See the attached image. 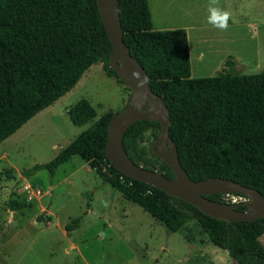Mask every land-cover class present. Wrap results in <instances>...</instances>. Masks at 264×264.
<instances>
[{
  "label": "trees",
  "instance_id": "obj_1",
  "mask_svg": "<svg viewBox=\"0 0 264 264\" xmlns=\"http://www.w3.org/2000/svg\"><path fill=\"white\" fill-rule=\"evenodd\" d=\"M119 4L124 42L147 72L153 92L168 107L170 138L188 176L196 182L230 180L264 196V71L240 75L230 58L218 75L192 78L186 30H155L148 0H119ZM112 50L97 0H0V144L69 93L93 65L102 64L106 76L123 84L110 68ZM113 115L101 117L51 162L23 175L31 177L40 170L54 175L60 166L80 157L168 231L178 232L197 222L236 264H264V218L216 220L123 175L112 164L109 174L103 172L104 161L109 164L105 149ZM68 116L81 127L94 120L97 112L81 99L68 110ZM160 131L158 122H136L124 136V147L136 165L173 179L171 168L144 146L147 133L156 139ZM6 173L12 177L15 171ZM223 196L207 198L225 203ZM80 221L81 217L73 219L65 230L77 229Z\"/></svg>",
  "mask_w": 264,
  "mask_h": 264
},
{
  "label": "rangeland",
  "instance_id": "obj_2",
  "mask_svg": "<svg viewBox=\"0 0 264 264\" xmlns=\"http://www.w3.org/2000/svg\"><path fill=\"white\" fill-rule=\"evenodd\" d=\"M232 1L241 5L242 14L248 7L253 22H264V0ZM148 3L157 31L186 30L200 20L208 21L209 0ZM225 4L228 0H219L224 10ZM237 12L230 13L234 22H238ZM258 30L263 45L264 26ZM191 68L195 79L215 75L197 66L194 52ZM131 94L124 84L106 76L102 64L93 65L69 93L0 144V264H236L197 222L178 232L168 231L80 157H73L54 175L47 170L31 177L23 175L36 165L51 162L101 117L120 111ZM81 99L90 102L97 116L79 127L69 119L68 110ZM155 140L152 132L147 133L144 146L151 148ZM7 170H14V175L8 177ZM36 189L40 196L33 195ZM13 202L17 203L14 207ZM79 217L78 228L67 232L66 225ZM261 242L264 245V236Z\"/></svg>",
  "mask_w": 264,
  "mask_h": 264
},
{
  "label": "water",
  "instance_id": "obj_3",
  "mask_svg": "<svg viewBox=\"0 0 264 264\" xmlns=\"http://www.w3.org/2000/svg\"><path fill=\"white\" fill-rule=\"evenodd\" d=\"M99 11L112 44L110 68L131 90L129 103L115 113L108 124L105 154L114 168L123 175L168 196L182 200L204 215L226 222H254L264 218V196L255 189L221 178L193 181L182 167L178 149L170 138V113L163 98L155 94L144 67L131 55L124 42L119 0H97ZM139 121H155L161 131L151 146L155 156L164 161L174 174L173 179L136 165L124 147V136L129 127ZM237 194L248 199L246 203L228 204L213 201L207 196ZM246 207V211L238 208Z\"/></svg>",
  "mask_w": 264,
  "mask_h": 264
},
{
  "label": "crops",
  "instance_id": "obj_4",
  "mask_svg": "<svg viewBox=\"0 0 264 264\" xmlns=\"http://www.w3.org/2000/svg\"><path fill=\"white\" fill-rule=\"evenodd\" d=\"M230 1L233 5H230ZM224 7L229 13L238 11V22L232 21L234 17L230 16L227 29L220 30L209 25L207 20H200L194 28L186 29L190 58L192 59L194 52L197 66L205 72H214V76L223 70L225 62L230 58L235 61L238 73L248 70H259V73L264 71V44L260 43L258 30L259 26H264V22H253L250 9L244 7L245 12L242 14L241 5L235 6L232 0H228Z\"/></svg>",
  "mask_w": 264,
  "mask_h": 264
},
{
  "label": "clouds",
  "instance_id": "obj_5",
  "mask_svg": "<svg viewBox=\"0 0 264 264\" xmlns=\"http://www.w3.org/2000/svg\"><path fill=\"white\" fill-rule=\"evenodd\" d=\"M208 13V23L220 30L227 29L230 13L219 6V0H209Z\"/></svg>",
  "mask_w": 264,
  "mask_h": 264
},
{
  "label": "built area",
  "instance_id": "obj_6",
  "mask_svg": "<svg viewBox=\"0 0 264 264\" xmlns=\"http://www.w3.org/2000/svg\"><path fill=\"white\" fill-rule=\"evenodd\" d=\"M104 162H105V164L102 165L103 172H105L106 174H109L108 168H110L111 163L109 162V164H108V163H106V161H104ZM120 179L123 180V177H121ZM29 188H27V189H29ZM33 191L31 190L30 192L32 193ZM33 195L40 196L41 195L40 189H36L33 192ZM223 200L225 201V203L233 204V205L246 203L248 201V199L246 197L241 196V195H237V194H224Z\"/></svg>",
  "mask_w": 264,
  "mask_h": 264
}]
</instances>
